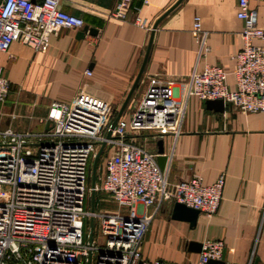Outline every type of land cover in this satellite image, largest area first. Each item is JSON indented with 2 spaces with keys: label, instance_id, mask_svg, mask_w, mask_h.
I'll return each mask as SVG.
<instances>
[{
  "label": "built area",
  "instance_id": "1",
  "mask_svg": "<svg viewBox=\"0 0 264 264\" xmlns=\"http://www.w3.org/2000/svg\"><path fill=\"white\" fill-rule=\"evenodd\" d=\"M129 2L117 0L110 15L124 18ZM59 3L0 0V52L15 40L45 52L55 30L84 25L82 18L63 11ZM237 7L236 15L244 24L239 34L243 46L232 56V71L211 64L194 67L181 99L175 98L172 81L150 76L135 109L128 118H118L110 139H105L104 132L113 114L104 101L88 94H79L68 103L52 102L47 114L53 123L50 131L0 130V264H178L142 257L152 220L146 208L179 202L211 217L221 201L224 175L210 184L193 177L170 186L157 154L125 137L138 131L177 136L192 96L221 99L224 106L245 114L264 111V28L257 25L249 0H237ZM134 22L140 29H149L139 16ZM192 34L198 44L197 57H204L209 51L207 36L197 16ZM255 40L262 43L255 44ZM9 89L10 82L0 71V101ZM104 140L111 151L103 160L101 190L117 209L91 212L89 161ZM90 218L97 221L98 233L95 237L92 233L89 242L84 225ZM224 248L220 239L204 240L193 264H210L209 260L226 264Z\"/></svg>",
  "mask_w": 264,
  "mask_h": 264
},
{
  "label": "crops",
  "instance_id": "2",
  "mask_svg": "<svg viewBox=\"0 0 264 264\" xmlns=\"http://www.w3.org/2000/svg\"><path fill=\"white\" fill-rule=\"evenodd\" d=\"M116 1L60 0L63 11L83 19L82 27L55 30L45 52L18 40L0 52V71L10 82L0 101V130L50 131L52 102L68 103L79 94L104 101L113 119L128 118L150 76L172 81L175 98L181 99L194 67L211 64L232 71V56L243 46L237 0H130L122 19L110 15ZM249 6L264 28V0H249ZM137 16L148 30L135 24ZM195 16L209 48L201 58L192 34ZM125 139L154 154L162 141L170 186L193 177L210 184L224 175L217 212L211 217L200 212L194 227L170 218L172 204L146 208L152 220L142 243L144 259L193 264L197 252L188 250L190 241L220 239L226 264H264V111L245 114L226 105L220 112L192 96L177 136L138 131ZM103 151L106 156L111 147Z\"/></svg>",
  "mask_w": 264,
  "mask_h": 264
},
{
  "label": "water",
  "instance_id": "3",
  "mask_svg": "<svg viewBox=\"0 0 264 264\" xmlns=\"http://www.w3.org/2000/svg\"><path fill=\"white\" fill-rule=\"evenodd\" d=\"M207 107L212 108L216 111L222 112L224 110V104L221 99H215V100H205ZM120 117V114H118L111 122L109 129L106 132L105 139L111 138V131L114 128L116 121ZM106 140L100 142L99 147L95 154L93 155V160L91 163V191H90V210L93 212L95 210V184H96V172H97V163L98 160L106 146ZM157 163L161 169L164 168L165 162L167 160V156L164 153V149L162 147V141H158V149H157V156H156ZM200 211L198 209L188 207L183 203L174 202L171 205L170 210V218L173 220H179L184 221L189 224L190 227H194L196 224V220L198 217V214ZM89 235L88 240L89 242L92 240V232H93V219L90 218L89 220ZM201 248V243L196 241H190L188 243V250L192 252H199ZM224 258V251L222 260ZM217 261L209 260L210 264H215ZM88 264V263H87Z\"/></svg>",
  "mask_w": 264,
  "mask_h": 264
},
{
  "label": "rangeland",
  "instance_id": "4",
  "mask_svg": "<svg viewBox=\"0 0 264 264\" xmlns=\"http://www.w3.org/2000/svg\"><path fill=\"white\" fill-rule=\"evenodd\" d=\"M105 154H106L105 151H103L97 163L96 186H98V188L95 191V211H98V212H104V211L112 212L117 209L116 206L112 207L113 204L109 202L107 198L104 197L103 195L104 192L101 190V180L104 176L103 168H102V159L105 156ZM92 160H93V156L91 157L89 161V173H88V180H87L88 186H91V174L90 173H91ZM89 196H90V193H89ZM84 228L85 230H87L89 234V231H90L89 220L85 222ZM92 233H93V237H95L98 233L96 220L93 221V232Z\"/></svg>",
  "mask_w": 264,
  "mask_h": 264
},
{
  "label": "bare ground",
  "instance_id": "5",
  "mask_svg": "<svg viewBox=\"0 0 264 264\" xmlns=\"http://www.w3.org/2000/svg\"><path fill=\"white\" fill-rule=\"evenodd\" d=\"M95 154V153H94Z\"/></svg>",
  "mask_w": 264,
  "mask_h": 264
}]
</instances>
